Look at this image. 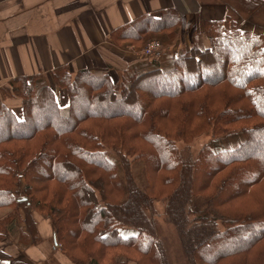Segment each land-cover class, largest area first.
Returning a JSON list of instances; mask_svg holds the SVG:
<instances>
[{"label": "trees", "instance_id": "trees-1", "mask_svg": "<svg viewBox=\"0 0 264 264\" xmlns=\"http://www.w3.org/2000/svg\"><path fill=\"white\" fill-rule=\"evenodd\" d=\"M213 2L245 14L264 5ZM184 15L146 14L111 34L139 49L161 42L158 60L142 56L118 82L60 67L2 88L22 100L24 118L0 100V211H13L0 217V242L12 222L36 233L39 213L73 264H168L158 202L190 264H264V35L228 15L204 20L202 33L193 24L187 49ZM210 132L243 142L183 158L178 142Z\"/></svg>", "mask_w": 264, "mask_h": 264}, {"label": "crops", "instance_id": "crops-1", "mask_svg": "<svg viewBox=\"0 0 264 264\" xmlns=\"http://www.w3.org/2000/svg\"><path fill=\"white\" fill-rule=\"evenodd\" d=\"M213 1L205 0L200 8L195 0H0V100L16 116L23 115L21 100L4 97L2 88L18 76L48 74L60 67L73 73L106 72L118 82V74L141 57L133 44L111 41L115 30L170 8L184 11L183 31L198 17L224 19L227 8ZM34 219L36 233L18 222L9 225L7 239L0 242L4 256L0 264H73L58 243L50 218L34 213Z\"/></svg>", "mask_w": 264, "mask_h": 264}, {"label": "rangeland", "instance_id": "rangeland-1", "mask_svg": "<svg viewBox=\"0 0 264 264\" xmlns=\"http://www.w3.org/2000/svg\"><path fill=\"white\" fill-rule=\"evenodd\" d=\"M196 1V0H195ZM223 1V0H221ZM225 1V0H224ZM197 2V1H196ZM199 4V3H198ZM203 6H200L202 8ZM222 7V6H220ZM227 8V16L229 15L233 19H236L239 21L241 24V28L243 29H250L254 33L262 34L264 35V5L260 7L256 12L251 13V14H245L241 13L235 8L234 6L228 7V5L224 6ZM222 18V17H221ZM206 20V19H205ZM208 20H218V19H208ZM204 21V20H203ZM202 19L199 17L194 21V25L196 24L198 26L197 30L198 32L202 33ZM192 24V25H193ZM191 25V26H192ZM190 26V28H191ZM190 34V29L186 30L184 29V45L187 49L190 48V41H189V35ZM152 41V40H151ZM207 42V41H206ZM134 46V45H133ZM146 47V46H145ZM145 47L139 49L142 50ZM139 53V52H138ZM134 56L138 57V55L142 58V54H134ZM140 58V59H141ZM139 59V58H138ZM159 59V57L155 58ZM140 61V60H139ZM128 69V68H127ZM125 69V70H127ZM123 70V71H125ZM121 71L113 73L114 79H117V73L118 76L120 77ZM57 93L59 95V98L61 100V103L66 102V96L65 93L59 89H57ZM19 99V98H16ZM21 100V99H20ZM22 102V100H21ZM23 104V103H22ZM17 114V113H16ZM17 117L19 119H23V115L17 114ZM243 142V136L241 133H238L234 136H214L211 132L203 134L193 140L192 142L185 143V142H178L177 143V148L182 154L183 158L185 159H191L195 158L199 151L205 147V146H210L212 149L216 151L220 150H230L234 149L237 146H239ZM109 157L112 159L114 162L119 163V156L116 153L109 152ZM132 175L135 179V181L141 185L145 186V172H144V166L142 162H136L132 163ZM157 210H158V215L156 216V225L155 227V233L157 238L162 244L164 254L166 255L168 264H190L188 261V258L185 255L184 249L182 247L179 234L176 230V228L170 224L163 216V205L161 203L157 202ZM7 213L6 210L0 211V217L4 216ZM9 233V232H8ZM214 254L209 253L206 255L208 259H211Z\"/></svg>", "mask_w": 264, "mask_h": 264}, {"label": "built area", "instance_id": "built-area-1", "mask_svg": "<svg viewBox=\"0 0 264 264\" xmlns=\"http://www.w3.org/2000/svg\"><path fill=\"white\" fill-rule=\"evenodd\" d=\"M161 49V42L159 40L150 41L146 47L139 51V54H142L143 57L157 58L159 57V51Z\"/></svg>", "mask_w": 264, "mask_h": 264}, {"label": "water", "instance_id": "water-1", "mask_svg": "<svg viewBox=\"0 0 264 264\" xmlns=\"http://www.w3.org/2000/svg\"><path fill=\"white\" fill-rule=\"evenodd\" d=\"M183 26H185V21H184V25ZM26 201H27V198L21 200L20 202H26ZM56 244H58L57 241H56Z\"/></svg>", "mask_w": 264, "mask_h": 264}]
</instances>
